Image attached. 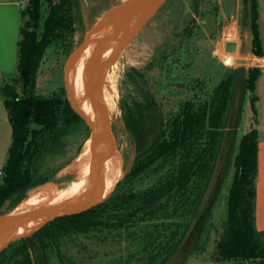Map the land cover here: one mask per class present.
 Here are the masks:
<instances>
[{
	"label": "trees",
	"instance_id": "16d2710c",
	"mask_svg": "<svg viewBox=\"0 0 264 264\" xmlns=\"http://www.w3.org/2000/svg\"><path fill=\"white\" fill-rule=\"evenodd\" d=\"M20 1H26V5L20 11L18 76L13 80L19 92L9 84L0 89L11 128L10 146L0 171V217L14 209L28 190L47 182L48 178L38 175L35 167L43 156L62 153L67 138L77 132L83 131L88 136L87 125L74 112L63 88L47 97L35 92L36 74L47 48L52 46L66 57L70 56L82 7L77 0ZM197 2L194 0L191 7L194 14L199 12ZM241 17L243 25L247 19H252L251 54L262 57L257 0H241ZM175 56L172 51L168 55L162 53L157 62L148 65V71L158 64L166 68L178 66L176 61H169ZM190 63L192 60L187 65ZM131 73L129 83L136 95L131 101L120 104L122 121L135 150L129 171L104 202L78 215L58 217L30 235L9 243L0 251V264H49L51 254L62 264H76L60 253L63 238L102 234L104 230L119 231L139 224L152 228L151 232H145L148 235L145 246L138 252L147 253L143 264H165L177 255V264H185L199 248L204 228L202 218L209 215V210L204 209L199 214L194 228L196 237L189 244L187 233L198 216L227 132L230 103L237 85L235 77L240 74L243 93H254L261 70L254 67L232 71L212 90L196 81L197 91L189 97L181 94L174 101H168L167 111L162 110L155 94L161 91L162 97L170 96L171 85L157 84V89H146L142 71L132 70ZM248 102L251 128L241 135L237 153L232 157L225 237L217 242L216 254L220 262L264 264V231L258 232L254 227L256 96L249 97ZM230 142L233 146L234 141ZM151 178L156 179L153 185L137 189Z\"/></svg>",
	"mask_w": 264,
	"mask_h": 264
},
{
	"label": "rangeland",
	"instance_id": "374dc122",
	"mask_svg": "<svg viewBox=\"0 0 264 264\" xmlns=\"http://www.w3.org/2000/svg\"><path fill=\"white\" fill-rule=\"evenodd\" d=\"M127 1L86 0L80 14V21L76 24L69 57L76 58L88 34L93 29L100 27L102 19L109 12L117 11ZM197 1L199 12L195 14L191 8L194 0H166L156 6L154 12L136 27L116 64L110 67L105 74L102 87L110 93L113 90L110 95L114 113L113 116H108V123L121 166L120 179L117 183L129 171L135 158L134 146L125 130L120 109L122 101L129 102L136 95L135 88L129 83V77L133 76L132 70L142 71L143 79L146 81L143 86L146 89L149 87L157 89V84L171 85V87L169 86L170 96L162 97L163 92L161 91L155 94L156 99L161 103L162 110L167 111L168 101H174L176 96L182 94L189 97L197 91L200 84L206 89L212 90L232 71L255 67L253 65L255 61L252 60L254 55L242 56L243 46L241 44L244 39V25L241 17V0ZM17 5L18 9L22 10L26 1H20ZM134 22L132 21V23ZM227 42L236 44L235 53L224 51V44ZM171 51L176 56L169 61H176L179 63L178 66L171 65L166 68L158 64L157 67L148 71L147 67L151 62H157L160 56L162 57V53L168 55ZM12 54L13 62L6 70L4 82L19 92L17 83L16 85L13 83V80L18 76L16 70L17 45ZM69 57L52 46L47 48L40 60L36 74V95L47 97L60 88H63L66 94L68 93L66 73L70 65ZM154 59L155 61H153ZM189 60H192V63L187 65ZM240 61H244L245 64H240ZM251 61L254 62L251 63ZM235 78L237 85H235L230 103L227 132L214 163L198 216L191 223V228L187 233L188 244L195 240L196 231L194 228L201 211L209 210V215L202 218L204 228L200 235L199 248L189 256L185 264H249L220 262L216 254L217 242L225 237L226 199L233 176L232 157L237 153L241 135L251 128L248 98L254 93H243L240 74L238 73ZM184 82L185 84H183ZM89 138L90 129L88 127V136L83 131L69 136L66 140L65 150L59 155L43 156L35 167L38 175L48 178L47 182L28 190L18 205H25L27 200L36 195H42L52 189L64 188L68 184L76 182L79 179L76 165ZM231 139L234 141L233 146L230 145ZM6 148L0 147V156L6 153ZM24 166L26 163L23 164ZM1 177L0 175V184ZM155 181V178L145 180L137 189H147ZM46 188L48 191L45 190ZM146 231L151 232L152 228L147 229L143 224H139L119 231L104 230L102 234L67 236L60 244V253L76 264H143L147 260V253L139 254L138 252L145 246V239L148 236L145 234ZM178 261L177 255L167 260L165 264H177ZM49 264L62 263L57 256L51 254Z\"/></svg>",
	"mask_w": 264,
	"mask_h": 264
},
{
	"label": "bare ground",
	"instance_id": "6f19581e",
	"mask_svg": "<svg viewBox=\"0 0 264 264\" xmlns=\"http://www.w3.org/2000/svg\"><path fill=\"white\" fill-rule=\"evenodd\" d=\"M154 4L143 5L134 8L130 14L132 21H141L147 17L152 11ZM154 12V11H153ZM146 21V20H145ZM142 22V21H141ZM117 15L112 12L107 15L99 28H95L88 35L84 47L76 58H71L70 66L66 73L67 88L72 94V104L77 107L83 116L89 121L92 128L95 130V135H99V124L92 114L89 105L85 99V90L88 78L97 62L107 61L114 53V43L108 39L116 33ZM141 25V24H140ZM75 56V55H74ZM116 64V60L112 63V67ZM105 78V76H104ZM112 92L101 88V102L105 110V116H113L114 108L112 103ZM111 94V95H110ZM104 148H100L97 154L103 156ZM92 147L91 139L87 140L76 165V170L79 174V179L76 182L68 184L64 188H56L45 192L42 195H36L32 199L27 200L25 205H18L4 219H9L18 214L42 209V208H65L79 204L82 196L90 183L92 173ZM67 166V165H66ZM120 160L109 166L98 184L96 196L97 199L108 197L114 190L117 181L120 179L121 173ZM61 171V170H60ZM42 221H32L19 226L12 232H9L2 240L1 246L14 241L22 236H25L41 225Z\"/></svg>",
	"mask_w": 264,
	"mask_h": 264
},
{
	"label": "water",
	"instance_id": "95a60500",
	"mask_svg": "<svg viewBox=\"0 0 264 264\" xmlns=\"http://www.w3.org/2000/svg\"><path fill=\"white\" fill-rule=\"evenodd\" d=\"M77 1L82 8L83 6H85L86 0H77ZM165 1L166 0H128L126 3L120 6L117 11H111L107 14L109 15L110 13L114 12L117 15L116 33L114 34L113 37H111V39H108L114 43V53L107 61H103V62L100 61L94 66L92 73L88 78V82L86 84V90H85V99L89 105L92 114L95 116V119L99 124V129H100L99 135H95L94 128L91 127L89 121L83 116L80 110L77 107H73L71 103V100L73 99L72 94L70 93V91H68L67 93L68 100L74 112L84 121V123L90 129L89 139H91V147H92V160H91L92 173L90 176V183L86 189V192L82 196L80 203L73 206H69L65 208H42V209L26 212L23 214H18L9 219H4L17 207L16 206L10 212L1 216L0 217V251L4 247H6L9 243L14 242L27 235H30L38 228H40L42 225L58 217L81 214L97 206L98 204L104 202L109 197L108 196L106 198L103 197L97 199L96 196L98 184L101 182L105 170L109 166L116 163V161L118 160L117 147L115 145V142L113 140V137L109 129V123L105 116V110L102 107V102H101L102 81L104 79L107 70L110 67H112V63L115 60L117 61L123 49L128 45L129 40L132 38V35L136 30V27L140 24L141 21L146 19L153 12L156 6L164 3ZM149 4H154V7L150 12V14L147 17H145L143 20L135 21L134 23H132V20L130 19V14L132 10L134 8ZM242 12L244 13V9H242ZM251 24H252V19H247L244 25V39L241 44V46H243V52H242L243 57H248L251 54V43H252ZM85 41L81 46V50L84 47ZM224 51L226 53H235L236 44L230 42L225 43ZM239 63L245 64L244 61H240ZM102 147L104 148V153L103 156H100V154H97V152ZM35 161H36V157L33 159L31 163V168L33 167ZM38 220L42 221V223L34 231L14 241L7 243L4 246H1L2 240L9 232L14 231L23 224Z\"/></svg>",
	"mask_w": 264,
	"mask_h": 264
},
{
	"label": "crops",
	"instance_id": "0c3cea01",
	"mask_svg": "<svg viewBox=\"0 0 264 264\" xmlns=\"http://www.w3.org/2000/svg\"><path fill=\"white\" fill-rule=\"evenodd\" d=\"M20 0H0V89L6 84L4 76L9 65L13 62V49L18 44L20 28ZM258 3V27L262 57H253V65L261 70V76L256 82L254 95L257 98V176L255 181V209L254 227L256 231H264V0ZM251 57V56H250ZM262 64V65H261ZM11 141V128L6 110L3 106V98L0 92V147H7L6 153L0 156V171L4 166L7 151Z\"/></svg>",
	"mask_w": 264,
	"mask_h": 264
},
{
	"label": "built area",
	"instance_id": "2783aa9c",
	"mask_svg": "<svg viewBox=\"0 0 264 264\" xmlns=\"http://www.w3.org/2000/svg\"><path fill=\"white\" fill-rule=\"evenodd\" d=\"M1 175V174H0Z\"/></svg>",
	"mask_w": 264,
	"mask_h": 264
}]
</instances>
